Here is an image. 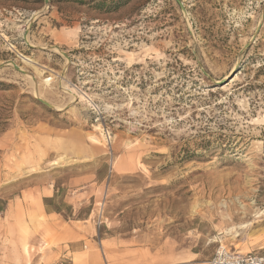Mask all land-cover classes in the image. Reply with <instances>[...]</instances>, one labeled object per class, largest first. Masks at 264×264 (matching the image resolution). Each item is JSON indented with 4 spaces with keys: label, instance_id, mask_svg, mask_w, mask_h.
I'll return each instance as SVG.
<instances>
[{
    "label": "rangeland",
    "instance_id": "1",
    "mask_svg": "<svg viewBox=\"0 0 264 264\" xmlns=\"http://www.w3.org/2000/svg\"><path fill=\"white\" fill-rule=\"evenodd\" d=\"M179 1L0 0V264L264 255V0Z\"/></svg>",
    "mask_w": 264,
    "mask_h": 264
},
{
    "label": "built area",
    "instance_id": "2",
    "mask_svg": "<svg viewBox=\"0 0 264 264\" xmlns=\"http://www.w3.org/2000/svg\"><path fill=\"white\" fill-rule=\"evenodd\" d=\"M103 222L100 208L99 216L95 221L96 228H99ZM208 264H264V255L252 253L242 254L224 244H219L208 261Z\"/></svg>",
    "mask_w": 264,
    "mask_h": 264
},
{
    "label": "bare ground",
    "instance_id": "3",
    "mask_svg": "<svg viewBox=\"0 0 264 264\" xmlns=\"http://www.w3.org/2000/svg\"><path fill=\"white\" fill-rule=\"evenodd\" d=\"M20 57H21V59L24 61V62H26V57H24L23 55H19ZM40 72V71H39ZM39 76V75H38ZM51 80H52V77H46V78H43L42 79V82L44 83V84H49L50 82H51ZM60 85H61V87L63 88V89H65L67 92H68V94H69V97H70V99H71V95L73 96L74 95V92H75V90L74 89H71V87L67 84V83H65V81H62V83L60 82ZM79 99L82 101L83 100V97L82 96H79ZM95 128L96 129H99L100 130V132H101V134H102V138L104 139V141H109L112 137L109 135V133L108 132H106V131H102V129L100 128V127H98V126H95ZM101 142V141H100ZM254 208V207H253ZM252 209V208H251ZM261 210V209H260ZM252 212L255 214V215H259V211L258 210H256V209H253L252 210ZM263 212V211H262ZM246 224V223H245ZM227 230V229H226ZM232 231V228H229L228 230H227V233L228 232H231ZM234 235H236V233H234ZM233 235V236H234ZM235 237V236H234ZM237 245V244H236Z\"/></svg>",
    "mask_w": 264,
    "mask_h": 264
},
{
    "label": "water",
    "instance_id": "4",
    "mask_svg": "<svg viewBox=\"0 0 264 264\" xmlns=\"http://www.w3.org/2000/svg\"><path fill=\"white\" fill-rule=\"evenodd\" d=\"M47 1H48V0H45V2H47ZM176 1H177V3H178L180 6H182V4H181V2H180L179 0H176ZM25 34H26V33H25ZM25 34H24V36H25ZM11 63H12V65H13L14 68L19 69V67H18L13 61H11ZM37 99H38V101H39L40 103H42V104L45 105L46 107L53 108V105L50 104L49 102L45 101L44 99H42V98H40V97H37Z\"/></svg>",
    "mask_w": 264,
    "mask_h": 264
},
{
    "label": "crops",
    "instance_id": "5",
    "mask_svg": "<svg viewBox=\"0 0 264 264\" xmlns=\"http://www.w3.org/2000/svg\"><path fill=\"white\" fill-rule=\"evenodd\" d=\"M45 196H49V195H45ZM41 210H42V212H43L46 216H49V215L52 214V211H51V210H47V209H45V207H44L43 204H41ZM71 228L73 229V227H71ZM73 232L76 233V229H73ZM77 234H78V236L81 235L79 232H78ZM77 260H78V258H76V257L73 258V262H74V264L77 262Z\"/></svg>",
    "mask_w": 264,
    "mask_h": 264
}]
</instances>
